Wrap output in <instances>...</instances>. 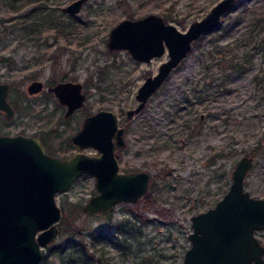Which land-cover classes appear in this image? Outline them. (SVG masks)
<instances>
[{
	"label": "rangeland",
	"instance_id": "rangeland-1",
	"mask_svg": "<svg viewBox=\"0 0 264 264\" xmlns=\"http://www.w3.org/2000/svg\"><path fill=\"white\" fill-rule=\"evenodd\" d=\"M71 1L0 0V81L11 83L8 98L15 108L10 118L0 111L1 128L42 134L59 155L76 150L71 136L87 114L111 108L124 124L126 110L138 104L135 95L145 75L156 73L169 57L166 51L139 61L124 49L110 50L114 25L154 12L186 30L219 0H87L76 14L66 9ZM40 6L53 23L32 14L37 33L30 34L23 21ZM198 40L126 134L120 168L150 172L146 195L120 202L109 213L90 214L83 206L98 192L95 176H78L56 194L59 231L38 264H61V254L74 249L75 231L89 248V264H182L191 245L192 215L223 196L244 154L255 156L245 187L264 197V0H236L220 27ZM218 45L225 54L216 51ZM237 61L247 68L232 66ZM34 78L47 85L80 80L86 105L66 120L47 86L28 93ZM94 234L104 237L93 244ZM256 234L264 243V229Z\"/></svg>",
	"mask_w": 264,
	"mask_h": 264
},
{
	"label": "water",
	"instance_id": "water-1",
	"mask_svg": "<svg viewBox=\"0 0 264 264\" xmlns=\"http://www.w3.org/2000/svg\"><path fill=\"white\" fill-rule=\"evenodd\" d=\"M87 0L66 5L79 13ZM236 0H219L186 30L179 29L160 14L150 12L138 18L126 17L114 25L107 41L110 50L124 49L139 61H151L166 51L156 73L146 76L135 95L138 104L127 109L137 115L159 89L195 42L221 24L222 16ZM43 88L42 80L28 86L30 93ZM11 84L0 81V109L8 117L14 109L8 100ZM49 89L62 104L66 116L86 104L80 80L59 82ZM117 115L102 108L88 115L72 136L80 147H94L98 153L75 151L68 157L53 156L37 136L0 133V264H38L45 247L58 234L62 216L57 192L67 191L83 173L95 176L98 192L83 206L90 214H106L120 202H136L150 184L148 171H119L115 142L124 145V128H117ZM253 154L242 155L232 169L231 183L217 202L192 215L190 247L182 264H264V243L256 231L264 229V197L254 196L245 187V178L254 164Z\"/></svg>",
	"mask_w": 264,
	"mask_h": 264
},
{
	"label": "trees",
	"instance_id": "trees-1",
	"mask_svg": "<svg viewBox=\"0 0 264 264\" xmlns=\"http://www.w3.org/2000/svg\"><path fill=\"white\" fill-rule=\"evenodd\" d=\"M32 14H39L38 18L41 20V22L45 23L47 20H49L51 23H53V20L51 18H49L48 13L45 14L44 11V6H40L38 9H33L26 17V19L23 21V28L26 29V31H28L30 34H34L37 33L35 31V29H37L35 27V21L33 20V15ZM17 24V23H15ZM66 26V25H65ZM65 26L63 28H65ZM53 27H58V30H62L61 26L58 23H55L53 25ZM220 27V25L212 30H210L208 33L217 30ZM67 28V26H66ZM72 28H69V30H71ZM225 30H222V32H224ZM222 34V33H221ZM200 40H198L197 42H199ZM219 46V47H218ZM216 48L217 52H224L225 54V49L224 46L222 45H218ZM221 55V57L223 58V61L225 60V57ZM224 56V57H223ZM234 58V57H233ZM232 58V59H233ZM232 66L238 68V70H245L247 68V64H240L238 63V61L236 62V64H233ZM146 195V194H145ZM144 195V196H145ZM79 235H82L79 231H75V233H73L70 237V244L71 246L74 247V249L71 251V253L69 252L66 256L61 254V264H89L91 261L90 255L88 253V246L81 243V239L79 238ZM99 237H104L97 234L93 235V244H96L98 242L97 238ZM98 261L101 263L100 259H98Z\"/></svg>",
	"mask_w": 264,
	"mask_h": 264
},
{
	"label": "flooded vegetation",
	"instance_id": "flooded-vegetation-1",
	"mask_svg": "<svg viewBox=\"0 0 264 264\" xmlns=\"http://www.w3.org/2000/svg\"><path fill=\"white\" fill-rule=\"evenodd\" d=\"M72 14V13H71ZM180 65V64H179ZM177 68V67H176ZM175 68V69H176ZM175 69H173V70H175ZM172 70V71H173ZM151 74H153V73H150V74H148V75H145V78H146V76H149V75H151ZM171 74V73H170ZM167 79V78H166ZM34 80H42V79H40V78H34V79H32L31 81H30V83L32 82V81H34ZM66 80H76V79H63V80H59V81H57V82H50L49 83V85H47L43 80V88L40 90V91H37V92H34V93H30L28 90V93L29 94H31V95H35V94H37V93H40V92H42V91H44L45 90V88H46V86H47V90L52 94V95H54L56 98H57V96L55 95V93L53 92V91H51L50 89H49V87L50 86H53V85H55V84H57V83H59V82H62V81H66ZM145 80V79H144ZM165 82V81H164ZM163 82V83H164ZM29 83V84H30ZM11 84V83H10ZM28 84V85H29ZM27 85V86H28ZM11 87H12V85H11ZM161 87V86H160ZM159 87V88H160ZM11 90V89H10ZM9 90V91H10ZM84 91V90H83ZM157 91V90H156ZM155 91V92H156ZM85 92V91H84ZM86 93V92H85ZM8 94H9V92H8ZM152 96V95H151ZM7 98H8V96H7ZM58 99V98H57ZM86 99H87V93H86ZM8 100H9V98H8ZM10 101V100H9ZM11 102V101H10ZM58 102L63 106V108L65 109V111H64V118L67 120L69 117H72V115L78 110V109H80V108H77V109H75L74 110V112L71 114V115H69V116H66V111H67V105H65V104H62L60 101H59V99H58ZM11 105H12V107H13V109H14V113H13V115L12 116H14L15 115V108H14V106H13V104L11 103ZM86 105V104H85ZM84 107V106H83ZM82 108V107H81ZM106 109H111V108H106ZM3 109H0V111H2ZM113 111H115L114 109H112ZM4 111V113H5V115H6V112H5V110H3ZM142 111V110H141ZM115 113H116V115H117V128H121V127H123L124 128V131H123V138H124V140H125V144L124 145H119V144H117V135H116V132L114 133V135H113V140H114V142H115V153L117 154V159H118V163H119V159H120V157H121V149L123 148V147H125V145H126V143H127V140H126V134H127V132L129 131V129H130V126H131V122L133 121L132 119H134L135 117H136V115L135 116H133V117H128L127 116V110H126V120H125V122H124V124L122 123L121 124V115L120 114H118L117 113V111H115ZM140 113V112H139ZM138 113V114H139ZM90 114H93V113H90ZM90 114H87L85 117H84V119L88 116V115H90ZM12 116H10V117H12ZM6 117H8L7 115H6ZM10 117H8V118H10ZM84 119L82 120V124L80 125V127L72 134V136L82 127V125H83V122H84ZM2 125L0 124V133L1 134H10V135H15V134H20V133H22V134H25V135H33V136H37L38 138H40V140L43 142V144L45 145V147H46V150H47V152L48 153H50L51 155H53V156H58V157H68V156H70V155H72L75 151H86V150H88L89 151V149H91V150H93V151H91V152H89V153H95V154H97L98 153V150L96 149V148H94V147H90V146H88V147H80L78 144H76V143H74L73 142V140H72V136H71V141H72V144L75 146V149L76 150H74L72 153H70V154H67V155H59V154H56L55 152H54V150L52 149V146L48 143V140H47V137H45L44 135H42V134H37V133H31V134H26L25 132H21V131H17V132H10V130H7V131H5V130H3L2 128ZM135 170H139V169H132V170H129V169H127V170H123V169H121L120 168V163H119V171H125V172H127V171H135ZM139 171H143V170H139ZM146 171V170H145ZM149 172V171H148ZM150 173V172H149ZM150 177H151V175H150ZM57 193H59V192H57ZM56 193V194H57Z\"/></svg>",
	"mask_w": 264,
	"mask_h": 264
}]
</instances>
